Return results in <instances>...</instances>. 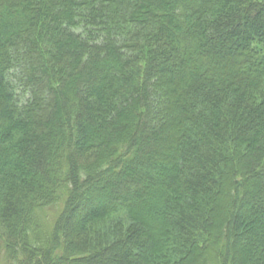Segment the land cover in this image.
<instances>
[{
  "label": "trees",
  "instance_id": "1",
  "mask_svg": "<svg viewBox=\"0 0 264 264\" xmlns=\"http://www.w3.org/2000/svg\"><path fill=\"white\" fill-rule=\"evenodd\" d=\"M0 264H264V0H0Z\"/></svg>",
  "mask_w": 264,
  "mask_h": 264
},
{
  "label": "rangeland",
  "instance_id": "2",
  "mask_svg": "<svg viewBox=\"0 0 264 264\" xmlns=\"http://www.w3.org/2000/svg\"><path fill=\"white\" fill-rule=\"evenodd\" d=\"M93 24L94 23H88V25L86 26V28H87V30H90V31H94L93 29H92V26H93ZM95 25V24H94ZM95 26H98V25H95ZM93 33H95V32H93ZM96 34V33H95ZM10 74H12L13 76H15V74H13L12 72H10ZM28 93L27 92H25V91H22L20 88H19V93H17V96H18V98L20 99V101L21 102H24V101H26L27 100V98H28Z\"/></svg>",
  "mask_w": 264,
  "mask_h": 264
}]
</instances>
